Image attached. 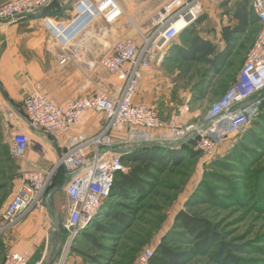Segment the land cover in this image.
<instances>
[{
	"label": "built area",
	"instance_id": "1",
	"mask_svg": "<svg viewBox=\"0 0 264 264\" xmlns=\"http://www.w3.org/2000/svg\"><path fill=\"white\" fill-rule=\"evenodd\" d=\"M55 0H11L0 6V22L15 21L20 16L33 14L50 6ZM225 0H168L150 34L138 37H121L109 52L97 62L87 63L83 68H102L116 78L117 94L104 89L81 98L57 103L42 90H35L24 101L25 119L30 127L49 135L67 134L88 111L100 113L105 118L102 130L95 135L82 134L73 137L55 167L50 170L36 169L25 172L3 211L4 232L15 226L29 211L45 208L47 191L59 169L68 171L64 185L69 211L62 221L66 237L73 241L85 227L89 226L101 207L111 198L117 174L127 168L121 158L129 154L134 145L164 143L175 145L193 139L195 148L206 157L215 156L217 149L230 136L241 133L257 116L260 103L255 97L264 92V0H252V8L262 29L236 82L212 105L205 117L194 123L183 125L177 117L167 121L146 104H135L143 74L151 70L153 62H161L166 55L167 45L178 38L181 32L195 24L205 12V5L220 4ZM125 16L118 0H77L72 8L70 23L47 25L63 32H54L49 45L61 66H66L67 46L72 34L85 28L96 19L115 23ZM179 22L183 24L178 25ZM67 37L70 40H67ZM190 111L184 106L179 116ZM6 121L19 117L14 110H3ZM20 119V118H18ZM19 124V122H18ZM13 123L11 155L26 159L29 136L15 130ZM7 126V128H8ZM126 129V139L118 143L114 134ZM156 131V136L152 132ZM153 251L141 254L138 264H150ZM29 251L10 252L3 264H28Z\"/></svg>",
	"mask_w": 264,
	"mask_h": 264
},
{
	"label": "rangeland",
	"instance_id": "2",
	"mask_svg": "<svg viewBox=\"0 0 264 264\" xmlns=\"http://www.w3.org/2000/svg\"><path fill=\"white\" fill-rule=\"evenodd\" d=\"M165 1L118 0L125 15L128 16L131 29L136 26L148 34L155 29L158 19L162 16ZM234 1L237 0H233V6ZM229 16L222 18V15H219L217 20L197 25L196 33L203 35L219 50L224 49L222 28L227 24ZM261 29L262 25L257 24L237 39L232 56L226 60L225 66L219 73L212 71L204 64L179 63L180 70L184 71L183 78L192 85L189 90H194V86L199 82L205 83L206 89L208 88L204 99L202 101L195 99L196 103L193 105L201 114V119L236 82ZM100 71L99 66L91 70L82 68V75L88 77L91 73ZM100 89L102 87L97 85L93 92ZM187 101H179V105L181 103L187 105ZM253 101L260 103L257 116L264 117V109L259 114L264 104V92ZM188 104H192V100ZM18 118L14 117L10 122L1 115L0 124L6 129L12 123L18 124ZM258 121L263 125L264 121L259 118ZM257 135L264 142V132H257ZM241 139L243 140V136L230 137L224 145L219 146L217 154L212 157L201 155L193 146H187V143L183 144L184 146L177 143L178 147L175 148L185 153V157L178 166H170L163 173H157L156 181L144 196L136 198L137 196L132 194L128 200L115 201L123 204V207L117 206V208L122 212L126 211L125 214L130 219L129 228L124 229L117 236L98 234L88 229V226L81 231V233L88 231L93 234L95 239L107 245L108 249L95 248L86 238L79 236L73 241L65 237L63 243H58L55 249H47L46 258L42 264H96L92 258L99 260L98 264H138L142 253L151 250L154 254L160 243H164L180 255H186L181 257L185 261L179 264H222L216 260L217 247L209 251L200 250L197 241L182 229L177 222V216L181 212L188 213L194 218L204 219L214 225L217 233L223 237L224 243L229 244L232 255L235 259H239L236 264H264V148L250 143L246 146H238ZM5 140L0 137V210H4L19 185L16 180L19 178L17 173L20 169L19 163L29 162L27 158L11 157L7 152ZM245 147L250 149V153L245 150ZM243 153L247 155V165L242 166L244 162L227 160L230 155H235L234 159H237L235 157ZM219 163H228L227 165L232 168H225L218 165ZM129 166L127 165L126 168ZM214 175L225 177L227 182H219ZM207 187L215 188V201L208 200L211 198L206 195ZM42 211L52 222V215L47 208L45 207ZM58 219L61 221L63 217L58 215ZM103 222L107 225L110 220ZM53 228L54 238H62L63 235L55 221ZM46 233L44 227L40 234L43 242L38 244L35 252L29 249V257L36 255L35 262L45 253ZM61 247L62 252L58 256ZM10 250L0 239V258L5 257Z\"/></svg>",
	"mask_w": 264,
	"mask_h": 264
},
{
	"label": "crops",
	"instance_id": "3",
	"mask_svg": "<svg viewBox=\"0 0 264 264\" xmlns=\"http://www.w3.org/2000/svg\"><path fill=\"white\" fill-rule=\"evenodd\" d=\"M10 1L0 0V6ZM55 1H57L56 7L59 10H65L64 13H58L55 16L40 15L47 7L34 14L20 16L15 21L0 22V113L2 116L3 110H14L17 115V111L19 113L24 111L25 99L35 90H42L60 104L93 94V90L97 85L112 94H117L118 82L116 78L107 74L102 68H100L99 73H91L88 77L83 76L82 68L87 63L97 62L106 55L118 38H135L141 33L148 34L139 30L136 26L131 29L127 15L115 23H107L101 18L96 19L85 28L72 34V42L66 50L70 60L66 66H61L49 45V41L54 38V32L47 25V22L51 21L55 24L62 23L64 25L70 23L72 8L77 0ZM232 3L233 0L229 7L223 6L222 3L205 5V21L202 25L217 20L219 15H222V18L228 17L227 12L233 6ZM227 21L224 26L229 24V18H227ZM178 42L179 37L169 43L164 59L161 62H153L151 70L144 72L134 102L135 104H146L153 107L164 121L177 117L181 124L187 125L196 122L201 114L193 106L196 103L195 99H199L197 92L189 90L192 85L183 78L184 71L179 68L180 62H175L172 59L171 47ZM206 91L208 90L206 89ZM185 100H188V103L192 100V104L186 103L190 111L183 116H179V113L186 106L182 103L179 105V101ZM18 122L19 124L14 129L25 132L30 139L27 153L29 162L27 164L25 162L19 163L20 169L17 171L19 178L16 180L20 183L25 172L54 168L70 139L82 134L95 135L99 133L104 127L105 118L100 113L88 111L69 133L56 136L29 127L21 118ZM126 132V129H124L114 134L118 143L126 139ZM157 134L156 131L152 132L153 136ZM0 137L6 139V149L12 157L13 135L11 126L5 129L4 125L0 124ZM63 171L65 176H69L68 172L64 169ZM51 202L57 215H61L64 219L69 211L65 192L62 190L55 193ZM42 210L33 209L29 211L15 226L7 231L0 232L2 233L0 239L5 247L11 249L8 253L24 252L29 251V249L35 252L38 244L43 242L40 234L43 228H46L45 240L47 244L45 253L36 262V255L35 257L34 255L30 256L29 264L32 262L41 264L46 258L47 249H55L57 244H62L65 239L64 236L58 239L54 238V217L47 209L52 215L53 221L51 222V219H48ZM3 211L0 210V231L4 225ZM4 259L5 257L0 258V264H3Z\"/></svg>",
	"mask_w": 264,
	"mask_h": 264
},
{
	"label": "trees",
	"instance_id": "4",
	"mask_svg": "<svg viewBox=\"0 0 264 264\" xmlns=\"http://www.w3.org/2000/svg\"><path fill=\"white\" fill-rule=\"evenodd\" d=\"M231 1L232 0H225L222 4L225 7H229ZM251 1L252 0H237L234 6L227 12L230 16L229 24L222 28V38L225 43V48L223 50H219L216 45L200 36L199 33H196L195 27L197 25H202L205 21V16L203 14L195 24L185 28L181 32L179 42L171 47V51L173 52L172 59H174L175 62L204 64L212 71L219 73L221 68L225 66L226 60L232 56V50L235 47L237 39L245 35L251 27L259 23L258 17L252 8ZM56 3L57 1H54L45 11L41 12L40 15L55 16L58 13H64L65 10H59L55 5ZM193 91L197 92L199 100H203L207 94L205 83H197ZM263 106L264 104H262L259 114L263 112ZM21 114L25 117L24 111H22ZM258 118L264 121V117L258 115L251 121L250 131L247 127L241 133L232 135L235 137L243 136V140L241 139L239 141L238 146H246L247 143H250L259 148H264L263 139L257 135V132H264V123L261 125ZM229 138L227 140H229ZM187 140L178 144L184 146L183 144L187 143V146H193L196 150L194 140L192 138ZM227 140L222 145H224ZM178 144L171 146L164 143L139 144L134 145L130 149L131 152L129 154H124L121 160L125 166H130L127 168L126 172L117 174L111 198L101 207L99 214L90 222L88 229L94 230L96 233L103 234L104 236H117L121 234L124 229L126 230V228H129V216L125 214L126 211L122 212L117 208V206L120 208L123 207V204H118L115 201L128 200L132 194L137 196L136 198L144 196L149 188L153 186V182L156 181L157 173H163L170 166H178L183 160V157H185L184 152L175 148L178 147ZM245 150H248L250 153V149L247 147H245ZM192 156H194V153H192ZM234 156L230 155L227 157V160L229 162H244L242 166L247 165V155L245 153L237 155V157H235L237 159H234ZM240 158H243L244 161L240 160ZM227 164L228 163H219L218 165L225 168H232ZM64 173L63 169H59L56 172L47 193L66 184L68 176H65ZM214 178L222 183L227 182V179L221 175H214ZM206 192L207 197L211 198L208 200H216L214 199L215 188L207 187ZM106 220H110L107 225L103 222ZM177 222H179L182 229H184L188 235L192 236L195 241H197L200 250L209 251L217 247L215 255L218 262L220 261L222 264H236V262L239 261V259H235L232 255L229 244L224 243L223 237L217 233L215 226L210 222L204 219L194 218L188 213L183 212L178 214ZM82 233L79 234V237L86 238L95 248L100 250L108 249L107 245L97 241L93 234L88 233V231ZM181 257H186V255H180L164 243H160L150 260V264H179L185 261ZM92 261L96 264L99 263V260L96 258H92Z\"/></svg>",
	"mask_w": 264,
	"mask_h": 264
},
{
	"label": "water",
	"instance_id": "5",
	"mask_svg": "<svg viewBox=\"0 0 264 264\" xmlns=\"http://www.w3.org/2000/svg\"><path fill=\"white\" fill-rule=\"evenodd\" d=\"M46 8H43L41 9L40 11L44 10ZM39 12V11H38ZM34 14V13H33ZM19 117L25 121V123L30 127V124L28 121H26V119L22 116L21 113H19L17 111ZM66 172H68L67 170H65ZM64 189V186L60 187V188H57V189H54L52 191H50L49 193H47L46 195V198H45V206L47 207V209L49 210V212L53 215L54 217V220L55 222L57 223L58 227H59V230L61 232V234L64 236V238L66 237V232L65 230L63 229L62 227V222L58 219V215H57V212L55 211V209L53 208L52 204H51V199H52V196L59 192V191H62ZM61 252H62V247L60 249V252L58 253V256L61 255Z\"/></svg>",
	"mask_w": 264,
	"mask_h": 264
},
{
	"label": "bare ground",
	"instance_id": "6",
	"mask_svg": "<svg viewBox=\"0 0 264 264\" xmlns=\"http://www.w3.org/2000/svg\"><path fill=\"white\" fill-rule=\"evenodd\" d=\"M182 24H183L182 22H179V23H178L179 26H181ZM56 29H58V30H54V29H52V31L55 32V33H57V31L60 32V33L63 32V31H62L61 29H59L58 27H56ZM67 40H70V39L67 37ZM174 47H175V46H174Z\"/></svg>",
	"mask_w": 264,
	"mask_h": 264
}]
</instances>
